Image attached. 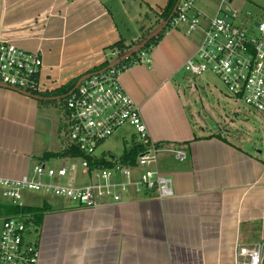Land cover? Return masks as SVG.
<instances>
[{"label":"crops","instance_id":"crops-1","mask_svg":"<svg viewBox=\"0 0 264 264\" xmlns=\"http://www.w3.org/2000/svg\"><path fill=\"white\" fill-rule=\"evenodd\" d=\"M168 1L0 0V41L39 53V81L52 93L105 62L106 68L118 62L122 57L109 50L118 42L134 49L155 39ZM233 1L223 9L236 10ZM246 1L253 16L264 17L257 0ZM220 6L221 0H195L191 14H199L206 27ZM200 37L167 28L119 77L150 140L185 154L181 161L170 152L157 155L158 170L172 180V195L158 199L131 189L121 202L106 197L94 208L44 198L40 227L33 239L30 234L39 253L36 264H237L239 246L264 242V122L208 83L194 82L193 88L176 80ZM141 54L149 63L140 61ZM184 89L193 96L187 98ZM32 96L0 86L2 178L25 176L31 159L67 145V138L61 145L58 137L65 126L56 109L65 96ZM117 134L126 144L123 151L128 149L134 133ZM38 135L49 138L50 147L37 148ZM263 253L264 248L262 260Z\"/></svg>","mask_w":264,"mask_h":264},{"label":"built area","instance_id":"built-area-1","mask_svg":"<svg viewBox=\"0 0 264 264\" xmlns=\"http://www.w3.org/2000/svg\"><path fill=\"white\" fill-rule=\"evenodd\" d=\"M225 2L221 0L217 14L203 27L200 15L191 14L195 0H180L169 19V28H185L187 36L201 35L197 49L184 61L183 69L195 78L210 72L235 100L264 115V20L255 23L246 20L235 25L239 13L225 11ZM221 12L225 15L220 16ZM140 61L149 63L146 54L140 55ZM41 69L39 53L25 52L0 41V86L38 97L47 94L49 88L39 81ZM122 72L116 66L106 68L84 78L67 93L63 103L64 126L69 143L83 155L95 157L105 140L128 125L134 130L133 142L146 147L138 155L135 166L89 171L88 162L82 160L79 161L81 174L89 182L77 185V166L53 168L40 163L20 178L0 177V197L6 204L24 206L21 200L26 192L50 195L84 208L97 207L99 200L106 197L119 203L122 194L131 189L154 194L158 199L172 195V180L158 170L157 155L166 151L181 161L185 154L150 140L138 108L119 82ZM114 176L122 180L117 181ZM65 179L67 183H63ZM27 222L29 218L25 216L2 218L0 264L37 263L39 253L30 240ZM263 248L264 242L251 247L239 246L237 264H262Z\"/></svg>","mask_w":264,"mask_h":264},{"label":"trees","instance_id":"trees-1","mask_svg":"<svg viewBox=\"0 0 264 264\" xmlns=\"http://www.w3.org/2000/svg\"><path fill=\"white\" fill-rule=\"evenodd\" d=\"M178 0H169L165 9L163 10L160 20L163 22H166L169 17L171 16ZM169 28V25L163 29L162 33ZM162 33H160L155 39H151L148 41V43L145 45L146 49L147 47H151L157 43V41L160 39ZM132 47H126L121 42H118L114 46L110 47L109 50H116L118 57H123L128 51H130ZM143 49V50H144ZM142 50V51H143ZM139 54V53H138ZM138 54H133L130 58L125 60L124 62L118 64L116 67L120 70H125L128 67L134 65L136 62V58ZM108 66V62L103 63L102 65L94 68L90 73L93 74L96 72H99L101 70H104ZM78 80H73L69 82L67 85H65L62 88H59L55 92L49 93V94H43L39 97L42 98H54V97H63L67 93H69L71 90L74 89L76 83ZM56 102H53L55 104ZM59 103H64V100L59 101ZM63 108V107H62ZM146 150L145 146L137 145L134 142L132 145L125 149L122 154L119 156V158L113 157L110 158L105 155L101 156H95V157H87L83 155L82 152H80L75 146L70 144L67 140V145L58 153H44L41 158L39 159L40 162L50 161V160H57V159H63V160H86L89 165V171L92 170H110L112 168H115L116 166H122L125 168H132L135 166L136 159L138 155H140L142 152ZM44 206L41 207H33V206H12L8 205L6 203L0 202V214H2L3 217H12V216H25L29 218V222H27V229L28 233L35 232L39 229L42 215L44 212Z\"/></svg>","mask_w":264,"mask_h":264},{"label":"rangeland","instance_id":"rangeland-1","mask_svg":"<svg viewBox=\"0 0 264 264\" xmlns=\"http://www.w3.org/2000/svg\"><path fill=\"white\" fill-rule=\"evenodd\" d=\"M257 2L259 4L260 8H264V0H257ZM249 4H248V1H246V0H234L232 2L231 7L232 8H236L237 12L240 15L239 16V19L235 22V25H240L241 22H245L246 20H249V21L251 20L252 23H255L256 21L264 20V17L262 18V17H255V16H253L254 15V12H255L254 11L255 9H253L252 7H250ZM206 12L207 13H210V10H208V11L206 10ZM247 14H249L252 17L250 19H246ZM214 15H215V12H214L212 18L214 17ZM223 15H225V12H221L220 13V16H223ZM253 33H255L254 30H253ZM198 39L199 38H197V40ZM176 80H181V81L187 82V83L191 84L193 88H194V82H196V83L199 82V83H203V84L208 83L209 84V87L211 89L215 90L221 96H224V95L231 96L227 92V89L223 85V83L216 76H214L213 74H211L210 72H206L202 76L195 78L193 75H191L190 73L186 72L183 69V71H181V73L177 76ZM193 90H194L195 94L197 95L195 89H193ZM183 91L186 93L185 96L187 98H190V97L193 96L192 94H189V92L187 91V89H184ZM205 95L206 94L201 95L200 96L201 99H203L205 97ZM56 106H57L56 109H57V111H59V115H60V117H61V119L63 121V108H62V106L60 104H57ZM252 112L256 116H258L264 122V115H262L261 113L256 112V111H252ZM206 119L208 120L207 117H206ZM209 124H211V123L209 122ZM255 125H256V123H255ZM120 132L124 136H127L128 137V136H130L131 134L134 133V130H133V128L129 127L128 125H125L124 127H122V129L118 130L117 133H120ZM117 133L113 134L110 138H108L107 140H105L103 142V144L97 149L96 155H99L100 156V154L103 151H105V153H109L111 156H114L116 158H119V156L121 155L124 147H126V144H124V142H122V140L118 137L119 135ZM38 136H37V140H38L37 148H40L41 146H46V145L50 147V145H49L50 144L49 138H46V137L41 136V135H38ZM58 137H59V140L61 142V145H64L65 142H66L65 140L67 138V135H66L65 130L63 128V122H62V125H61L60 135ZM130 138L131 137H129L126 140V143L127 144L130 143ZM67 140H68V138H67ZM40 163L41 164H44L46 167H53V168H59L60 166L68 167L70 165V163L76 164V166H77V181L80 184H85L86 183L85 177L83 175H81L80 162L78 160L71 162V160H68V159H66V160L57 159V160H50V161L40 162L39 160H37L35 158V159H31L30 170L34 166H36V165H38ZM114 179L117 180V181H121L122 180L120 176H114ZM63 183H67V180L66 179L63 180ZM49 196L50 195L46 196V195H43L41 193H29V192H26L23 195V199L21 200V202L24 205H26V206L39 207V206H41L42 200L44 198L53 197V196H50V197ZM0 202L6 203L5 200H3L1 197H0ZM2 218H3V216H2V214H0V231H1V221H2ZM32 235H33V237L31 239H33L35 237V232H33Z\"/></svg>","mask_w":264,"mask_h":264},{"label":"water","instance_id":"water-1","mask_svg":"<svg viewBox=\"0 0 264 264\" xmlns=\"http://www.w3.org/2000/svg\"><path fill=\"white\" fill-rule=\"evenodd\" d=\"M179 2H180V0L177 1V4H176V6H175V8H174V10H173V12H172V14H171V16L169 17V19H170V18L172 17V15L175 13L176 8H177ZM169 19H168L166 22L163 23V25L161 26V28H160V29H159V30L153 35V38L157 37L158 34H159L160 32H162L163 29H165V27L167 26V24H168V22H169ZM145 43H147V42H145ZM145 43L142 44V45H140V46H138V47H136V48H134V49H132L131 51L127 52V53H126V54H125V55H124V56H123L118 62H116V63L110 65L108 68L115 67V66H117L118 64H120V63L124 62L125 60H127L128 58H130L133 54H137V53H139V52L144 48ZM90 75H91V74L86 75L85 77L81 78V80H79V81L77 82V84L75 85V87H77L78 84H79L84 78H87V77L90 76ZM13 90H14V89H13ZM17 91H18V90H17ZM18 92H19L20 94L25 95V96H28V97L30 96L29 94L24 93V92H22V91H18ZM32 98L35 99V100H37V101H40V100L46 101V100H54V99H56V98H42V97H38V96H32ZM43 123L46 125V121H45V120H43ZM262 264H264V253H263Z\"/></svg>","mask_w":264,"mask_h":264}]
</instances>
